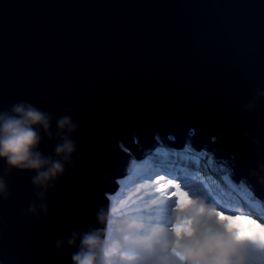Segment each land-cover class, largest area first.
Returning a JSON list of instances; mask_svg holds the SVG:
<instances>
[{"label": "water", "instance_id": "water-1", "mask_svg": "<svg viewBox=\"0 0 264 264\" xmlns=\"http://www.w3.org/2000/svg\"><path fill=\"white\" fill-rule=\"evenodd\" d=\"M258 90L264 0H0V109L28 101L78 124L74 166L48 192L47 216L24 212L34 173L4 177L0 264H71L76 249L57 252V239L89 227L104 239L115 182L158 140H191L264 199L252 174L264 163Z\"/></svg>", "mask_w": 264, "mask_h": 264}, {"label": "clouds", "instance_id": "clouds-1", "mask_svg": "<svg viewBox=\"0 0 264 264\" xmlns=\"http://www.w3.org/2000/svg\"><path fill=\"white\" fill-rule=\"evenodd\" d=\"M257 96L264 97V90H258ZM70 111V108L65 109L66 113ZM77 131L78 124L71 115L54 117L28 101H18L7 109H0V161L5 165L0 174V198L8 197L4 177L11 170L32 172L30 183L35 200L29 202L24 212L37 219L47 216L48 192L55 188L66 166H74L72 158L78 148L74 139ZM44 139L55 141L50 155L40 150ZM158 141V146H150L149 151L136 159L131 158L129 163L135 161L133 163L138 164L146 157L147 160L141 162L143 165L151 168L156 165L162 171H175L172 170L175 163L190 167L189 175L199 171L197 173L200 174L196 175L201 177L209 191L216 192L212 196L218 203L188 193L159 178L155 181L149 178L141 183L148 182L147 189L156 194L152 203L161 209L159 213L153 216L134 211L117 214L110 221L109 232L105 233L104 239L100 231L93 227L84 231L72 230L66 238L55 241L57 252L64 245L74 247L76 251L71 254V264H248L247 246L238 242L244 238L264 241V221L259 220L264 218V208L246 209L245 204L231 205L221 191L218 194L215 183L209 184L204 180L202 173H208L217 180L218 187L225 190L232 187V181L227 179L229 172L225 176L221 171L207 170L216 162L225 165L214 159L213 153L202 148L192 149L191 140H173L171 143H180L176 147L164 144L163 140ZM164 150L173 152V158L166 159ZM201 152L209 153L211 160L204 164ZM147 153L150 155L147 156ZM197 158L202 161L200 167L192 164ZM126 171L121 180L125 178ZM252 174L264 182V163L258 164ZM233 185H243L248 189L241 183ZM252 196L264 205V199ZM246 212L258 214L259 219ZM97 219L99 221L102 217L98 214ZM53 258L59 257L53 253Z\"/></svg>", "mask_w": 264, "mask_h": 264}, {"label": "rangeland", "instance_id": "rangeland-1", "mask_svg": "<svg viewBox=\"0 0 264 264\" xmlns=\"http://www.w3.org/2000/svg\"><path fill=\"white\" fill-rule=\"evenodd\" d=\"M142 160H144V159H142ZM131 162L132 163L129 164L128 169H129V167L132 168L131 165H133L134 164L133 162H135V161H131ZM227 166H230V163L227 164ZM227 166H221L220 163L216 162L215 166L212 167V165H211V168L215 171H220L218 169L219 168L221 169L223 167V171H221V172L224 173L225 176H227V174L229 172V171H225V170H227L226 169ZM131 168H130V170H131ZM128 169L126 171L125 177L129 176L128 177L129 179L127 178L128 181L124 184L125 187L123 185V187L121 188L120 183L122 182V180H121V178H119V180H117L115 182L117 187L113 190L112 194L109 195L111 197V199H110L111 201H110V205H109V207H110L109 213L107 215L108 220L106 223V228H107L106 233L109 232L110 221L117 214H122V213H126L129 211H134V212H138V213L145 215V216H153V215H156L157 213H159L161 211V209L157 205L152 203V201L155 199L156 194H154L151 189H147V183L148 182H145L142 184L141 180H139V181L137 180L138 174L136 173V170L135 169L131 170V172L129 174ZM189 172L190 171L185 173L183 179L177 178L173 182L177 183V186L181 190H184L188 193L198 194L199 196H201L202 198H204L206 200H210L214 203H218L217 200L212 196V195H215L216 192L215 191H209L208 187L206 185H204L203 181H201V179H200L201 177L196 175V173L199 171H195L191 175H189ZM135 178H136V180H135ZM161 178H166V177H161ZM155 180H156V178L153 177V181H155ZM144 181H146V179ZM143 189H145V193H143ZM146 189H147V191H146ZM230 204L234 205L231 202H230ZM228 206H230V205H228ZM234 206H238V205H234ZM247 214H249V213H247ZM251 215L256 219H259L258 214H255L253 212V213H251ZM262 218L263 217H261L259 220L264 221V219H262Z\"/></svg>", "mask_w": 264, "mask_h": 264}, {"label": "trees", "instance_id": "trees-1", "mask_svg": "<svg viewBox=\"0 0 264 264\" xmlns=\"http://www.w3.org/2000/svg\"><path fill=\"white\" fill-rule=\"evenodd\" d=\"M164 154L166 156V159L170 160L173 158L174 156V153L172 152H167L164 150ZM162 156V155H160ZM200 157H202L203 159V162L205 164V162L207 161H210L211 157H210V154L207 153V152H201V155ZM145 160H147V158L145 157L144 158ZM141 162H143L142 160H140ZM139 162L138 164L135 163L133 164L131 170L135 169L136 170V173L138 174V177H137V180L139 181L140 180V174L141 172H146L148 170V168H151L150 166H145L143 165V163ZM193 165L196 164L197 166H201L202 164V161L199 160V158H197V161L194 160V162L192 163ZM131 170L128 172L130 174ZM199 170V169H198ZM198 175L200 173H197ZM202 175L204 176V180H207L209 181V184H213L215 183V189L216 191L218 192V194L220 193V191L223 193V196L229 200L230 202L232 203H236L240 206V204H245V202L247 204H250L252 207L258 209V210H261L262 208H264V205L259 202V200H257L256 198H254L251 193L250 190H248L245 186L243 185H238V186H234L233 182H231L232 184V187L230 189H223V187H218L219 184H217V180H215L214 177L210 176V174L206 173L205 175L202 173ZM129 176H126L122 182L120 183L121 185V188L123 187V185L128 181L127 178ZM134 177V176H133ZM132 177V178H133ZM129 179V178H128ZM136 180V178H135ZM134 180V181H135ZM217 184V185H216Z\"/></svg>", "mask_w": 264, "mask_h": 264}, {"label": "snow or ice", "instance_id": "snow-or-ice-1", "mask_svg": "<svg viewBox=\"0 0 264 264\" xmlns=\"http://www.w3.org/2000/svg\"><path fill=\"white\" fill-rule=\"evenodd\" d=\"M194 129H191L190 132L194 134ZM213 142L215 141V137L212 138ZM189 163H191L189 161ZM230 167V166H228ZM221 171H223V167L221 168ZM185 173L180 170H175V171H169L168 169L165 170H159L158 166L154 165L150 170L147 171L145 174L144 172H141L140 174V180L144 181L153 180V177L156 179L159 178L160 180H164L175 187L179 188L177 186V183H174L173 181L176 180L177 178L183 179ZM161 177H166V178H161ZM167 190V189H165ZM245 207L246 209L251 208L252 206L250 204H247L245 202ZM251 215V213H249ZM264 219V218H262ZM238 243L242 245H246V254L248 257V264H264V241L260 240L259 238H244L241 239Z\"/></svg>", "mask_w": 264, "mask_h": 264}, {"label": "bare ground", "instance_id": "bare-ground-1", "mask_svg": "<svg viewBox=\"0 0 264 264\" xmlns=\"http://www.w3.org/2000/svg\"><path fill=\"white\" fill-rule=\"evenodd\" d=\"M162 144H163V143H162ZM157 146H158V145H157ZM149 153H150V152H149ZM149 153H147L146 155H147V156H148V155H150ZM129 164H130V163H129ZM128 166H129V165H128ZM130 168H131V167H129L128 171H130ZM217 169H218V168H217ZM207 170H208V171L215 172V173H216V172H220V171H221V169H220V168L218 169V170H220V171H215V170H213L212 168H207ZM229 173H231V172H230V170H229ZM222 174H224V173H222ZM239 182H241V180H240V181H238V183H239ZM233 183H234V184H238L237 182H233ZM248 190H249V187H248ZM251 193H252L254 196L257 194V193H256V192H254V191H252ZM255 193H256V194H255Z\"/></svg>", "mask_w": 264, "mask_h": 264}]
</instances>
